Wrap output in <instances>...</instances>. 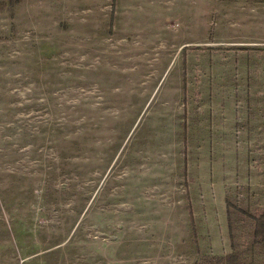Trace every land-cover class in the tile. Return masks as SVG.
I'll use <instances>...</instances> for the list:
<instances>
[{"label":"rangeland","instance_id":"1","mask_svg":"<svg viewBox=\"0 0 264 264\" xmlns=\"http://www.w3.org/2000/svg\"><path fill=\"white\" fill-rule=\"evenodd\" d=\"M256 3L0 0V264H264Z\"/></svg>","mask_w":264,"mask_h":264},{"label":"crops","instance_id":"2","mask_svg":"<svg viewBox=\"0 0 264 264\" xmlns=\"http://www.w3.org/2000/svg\"><path fill=\"white\" fill-rule=\"evenodd\" d=\"M234 1V0H232ZM246 1V0H244ZM259 3H256L254 6H256L257 9V20H256V26L261 27L262 34H264V0H256ZM254 41H242L238 42L239 44L244 43H253ZM256 43L261 44V47L264 48V35L259 39V41L256 40ZM230 44V43H227Z\"/></svg>","mask_w":264,"mask_h":264},{"label":"trees","instance_id":"3","mask_svg":"<svg viewBox=\"0 0 264 264\" xmlns=\"http://www.w3.org/2000/svg\"><path fill=\"white\" fill-rule=\"evenodd\" d=\"M214 260H217V262L216 263H218V264H222L223 263V260L222 259H217V258H213Z\"/></svg>","mask_w":264,"mask_h":264}]
</instances>
